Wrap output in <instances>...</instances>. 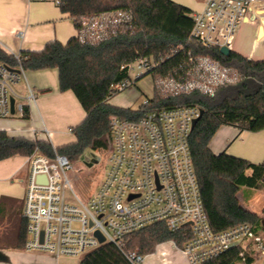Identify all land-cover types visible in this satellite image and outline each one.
I'll return each mask as SVG.
<instances>
[{"label":"built area","instance_id":"obj_1","mask_svg":"<svg viewBox=\"0 0 264 264\" xmlns=\"http://www.w3.org/2000/svg\"><path fill=\"white\" fill-rule=\"evenodd\" d=\"M29 1L56 8L67 2ZM191 18L194 25L190 40L203 48L230 50L235 32L243 24L255 25L256 42H264V26L258 21L264 20V0H204L203 9ZM129 20L130 13L123 11L82 18L79 39L98 41L110 27ZM155 66L152 58L130 64L129 78L115 89L122 92L133 86ZM9 69L0 62V119H21L35 96L29 87L24 97L15 92L24 71ZM196 71L197 76L188 81L162 80L159 86L165 93L199 90L213 97L217 87L237 80L236 75L207 60ZM10 98L14 99L13 115ZM200 111L198 106H191L148 112L136 121L111 118L107 143L100 149L98 163L90 167L85 160L84 164H76L59 155L53 159L40 153L28 157L20 213L26 222L23 249L55 258H82L105 244L121 247L126 236L162 224L172 233L187 229L189 238L178 249L188 264H204L236 246L252 250L255 260H263L262 226L238 224L214 232L208 224L189 147L191 125ZM89 172L94 177L82 179L81 175ZM95 233L104 241L100 242ZM125 258L131 264L144 261L143 256L134 253H126Z\"/></svg>","mask_w":264,"mask_h":264},{"label":"trees","instance_id":"obj_2","mask_svg":"<svg viewBox=\"0 0 264 264\" xmlns=\"http://www.w3.org/2000/svg\"><path fill=\"white\" fill-rule=\"evenodd\" d=\"M68 14L77 36L66 44L49 42L39 52L21 51L17 57L0 49V62L10 69L26 71H58L59 91L72 92L85 113L79 125L71 128L73 143L53 148L44 141L11 137L0 131V162L19 156L40 153L48 159L64 156L71 162L82 158L93 145L86 133L103 121L107 143L111 118L136 121L148 112L198 106L203 112L189 136L193 168L197 177L208 224L220 232L238 224L260 228L259 217L244 209L237 198L241 188L264 190V161L247 160L214 154L210 143L223 126L240 132L264 130V60L255 61L231 52L223 56L219 50L203 48L190 40L193 12L171 0H67L59 8ZM114 11L130 13V20L114 25L98 41L79 39L80 20ZM152 58L156 66L148 75L153 79V97L138 109L110 105L118 92L115 87L128 79L127 67L139 59ZM207 60L222 71L236 75L237 80L216 88L213 97L194 90L189 93H165L162 80L185 82L197 76L202 61ZM138 81V80H137ZM135 84V83H134ZM29 118L27 107L21 119ZM90 180L93 172L81 175ZM0 221V227L3 225ZM11 232L0 238V249H23L26 222L18 219ZM187 229L170 232L162 224L151 225L126 236L121 247L105 244L84 255L79 264H131L126 253L148 256L157 246L172 242L181 248L188 239ZM252 250L233 247L204 264H254Z\"/></svg>","mask_w":264,"mask_h":264},{"label":"crops","instance_id":"obj_3","mask_svg":"<svg viewBox=\"0 0 264 264\" xmlns=\"http://www.w3.org/2000/svg\"><path fill=\"white\" fill-rule=\"evenodd\" d=\"M171 1L193 13L200 12L204 4V0ZM258 21L264 26V20ZM250 28L257 41L255 25H250ZM76 36V29L68 14L52 4L0 0V49L8 55H18L21 51L39 52L49 42L57 41L64 45ZM259 38H263L262 27ZM27 87L35 96V101L27 107L29 118L0 119V131H5L11 137L48 142L53 148L73 143L75 139L70 130L81 123L85 113L72 92L59 91L58 71L23 72L15 92L24 97ZM109 103L119 107L111 101ZM120 108L130 107L123 105ZM89 132L86 133L87 140L94 144L99 142L97 134L91 135ZM210 150L214 154L225 153L252 164H260L264 161V130L256 133L240 132L235 127L223 126L212 139ZM26 168L27 157L15 156L0 162V221L11 228L21 218ZM20 174L23 180L16 181ZM169 243L178 249L172 242ZM165 244L156 248L164 247ZM57 259L50 254L26 252L24 249H0V264H57Z\"/></svg>","mask_w":264,"mask_h":264},{"label":"rangeland","instance_id":"obj_4","mask_svg":"<svg viewBox=\"0 0 264 264\" xmlns=\"http://www.w3.org/2000/svg\"><path fill=\"white\" fill-rule=\"evenodd\" d=\"M230 51L255 61L264 60V42L257 43L255 41L249 25H243L236 30ZM134 76L135 74H132V80H134ZM153 88V79L150 76H146L135 82L133 86L112 97L110 101L113 105L119 107L124 105L135 110L146 99L153 97ZM89 131L91 135L97 134L99 143L98 145L96 144V147L93 145L82 158L74 162L76 164L78 162H82L83 164L86 162L85 165L87 167L98 163V156L102 152L99 149V145L106 138V129L103 121L96 122ZM237 198L244 209L253 212L259 217L264 230V190L241 188L237 194ZM9 232H11V227L7 224L2 225L0 227V238L2 235L9 234ZM80 261L81 258L59 257L57 264H79ZM142 264H188V262L178 249H175L170 243H167L164 247L156 248L152 256L145 257ZM254 264H264V259H258Z\"/></svg>","mask_w":264,"mask_h":264},{"label":"water","instance_id":"obj_5","mask_svg":"<svg viewBox=\"0 0 264 264\" xmlns=\"http://www.w3.org/2000/svg\"><path fill=\"white\" fill-rule=\"evenodd\" d=\"M260 35H261V30L259 31V36ZM219 52L223 56H228L231 53V51L229 49H227V48H221L219 50ZM9 71L18 73V71L13 70V69H9ZM9 104H10V113L13 115L14 114V99L13 98H10L9 99ZM202 114H203V112L200 111L199 117L192 122L191 131L195 128V126L198 123V121L200 120ZM22 180H23L22 174H20V176L16 179V181H22ZM38 181H43V178H38ZM95 236L99 239L100 242H103L104 241L103 238L100 236L99 233H95Z\"/></svg>","mask_w":264,"mask_h":264}]
</instances>
